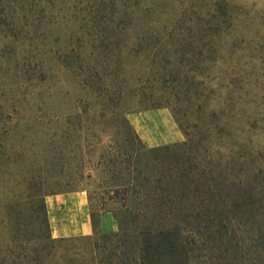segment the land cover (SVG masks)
Wrapping results in <instances>:
<instances>
[{
	"label": "rangeland",
	"instance_id": "rangeland-1",
	"mask_svg": "<svg viewBox=\"0 0 264 264\" xmlns=\"http://www.w3.org/2000/svg\"><path fill=\"white\" fill-rule=\"evenodd\" d=\"M5 2L0 264L53 254L48 239L78 242L61 244L45 264H61L72 249L87 255L93 231L75 235V219L83 213L92 222L87 193L98 198L104 191L87 184L111 178L116 157L130 168L141 156L146 146L132 126L138 115L177 110L185 134L177 145L187 147L176 151L180 163L169 165L176 171L192 169L190 157L206 161L234 143L200 135L204 125L216 126L213 116L229 125L236 115L252 119L255 143L264 147V0ZM51 165L63 179L83 176L85 183L74 193L48 194L47 229L33 198L46 193Z\"/></svg>",
	"mask_w": 264,
	"mask_h": 264
},
{
	"label": "trees",
	"instance_id": "trees-1",
	"mask_svg": "<svg viewBox=\"0 0 264 264\" xmlns=\"http://www.w3.org/2000/svg\"><path fill=\"white\" fill-rule=\"evenodd\" d=\"M5 1L0 0V9L6 7ZM177 41L176 45L183 44L180 38ZM173 114L183 133L177 110ZM227 119L213 116L216 126L211 130L204 125L200 135L216 142L232 138L234 143L229 149L218 146L206 161L190 157L192 169L176 171L169 166L180 163L176 151L186 144L142 148L130 168L118 161L121 155L116 157L111 178L87 184L105 191L98 198L87 193L93 231V237L85 239L89 252L84 256L81 248L72 249L59 257L61 264H264V147L255 143L252 119L236 115L230 125ZM122 157L129 162L128 156ZM49 170L46 193L33 198L34 213L47 229L48 194L74 193L85 183L83 176L63 179L59 166ZM104 214L112 215L117 232L99 230ZM48 240L53 254L37 252L33 264L55 260L61 244L78 242Z\"/></svg>",
	"mask_w": 264,
	"mask_h": 264
},
{
	"label": "crops",
	"instance_id": "crops-1",
	"mask_svg": "<svg viewBox=\"0 0 264 264\" xmlns=\"http://www.w3.org/2000/svg\"><path fill=\"white\" fill-rule=\"evenodd\" d=\"M132 126L147 148L176 145L184 141L183 133L176 125L170 112L165 109L134 117ZM75 222L73 227L75 235L88 236L92 233V224L85 214L80 213ZM99 230L104 234L117 232V223L112 215L104 214L100 217Z\"/></svg>",
	"mask_w": 264,
	"mask_h": 264
}]
</instances>
